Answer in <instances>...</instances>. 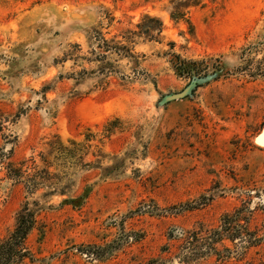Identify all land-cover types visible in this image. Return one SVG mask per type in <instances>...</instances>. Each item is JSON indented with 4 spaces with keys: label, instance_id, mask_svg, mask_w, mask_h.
I'll return each mask as SVG.
<instances>
[{
    "label": "rangeland",
    "instance_id": "rangeland-1",
    "mask_svg": "<svg viewBox=\"0 0 264 264\" xmlns=\"http://www.w3.org/2000/svg\"><path fill=\"white\" fill-rule=\"evenodd\" d=\"M145 13L164 22L160 40L99 60L93 30L117 42ZM173 52L199 74L180 75ZM258 68L264 0L207 1L179 21L166 0H0V149L27 159L20 180L0 160V237L28 201L38 224L25 264H264V238L222 233L189 261L180 246L243 205L264 236Z\"/></svg>",
    "mask_w": 264,
    "mask_h": 264
},
{
    "label": "trees",
    "instance_id": "trees-1",
    "mask_svg": "<svg viewBox=\"0 0 264 264\" xmlns=\"http://www.w3.org/2000/svg\"><path fill=\"white\" fill-rule=\"evenodd\" d=\"M170 9V17L172 20H187L188 14L192 9L203 7L207 1L215 2V0H166ZM164 22L156 15L145 13L141 21L135 24V28L123 31L122 40L114 42L108 40L97 29L93 30L92 39L96 41V48L99 49L100 55L105 62L109 55L116 54L121 57L134 58L133 46L138 38L146 40L159 41L164 31ZM174 47L175 43L170 42ZM174 67L180 75L199 74L200 67L196 62L183 58L180 54L171 53ZM96 57L97 54H96ZM219 62L220 59H217ZM248 67V66H247ZM246 69V68H245ZM249 69V67H248ZM259 73L263 72L262 68H258ZM258 73V74H259ZM0 160L7 169L6 177L9 179L20 180L25 175L22 166L26 160L20 162L21 167L12 164L11 156L13 149L6 150L1 147ZM8 160V161H7ZM35 162L33 158L29 159ZM38 172V171H37ZM37 172L33 175L26 176V183L31 190L37 189L40 182L37 178ZM36 205V203H35ZM252 211L248 206L243 205L236 208L232 212H228L221 218V225L218 229L204 230L192 229L181 234V244L183 248H188V252L182 255V261L196 259L200 255L198 249L206 248L208 251H216L215 243L222 233H228L229 239H239L246 242L249 246L259 245L264 236L260 233V229L252 230L250 228ZM38 224V213L35 208L30 206L26 201L19 209L16 215V222L12 230L5 236L0 237V264H25L27 261L35 260L32 252L29 237ZM222 240V239H221ZM202 247V248H201ZM216 255H219L217 252Z\"/></svg>",
    "mask_w": 264,
    "mask_h": 264
},
{
    "label": "water",
    "instance_id": "water-1",
    "mask_svg": "<svg viewBox=\"0 0 264 264\" xmlns=\"http://www.w3.org/2000/svg\"><path fill=\"white\" fill-rule=\"evenodd\" d=\"M186 94V90L182 91V92H178V93H174L171 94L168 99L169 100H173V99H178V98H182L183 96H185Z\"/></svg>",
    "mask_w": 264,
    "mask_h": 264
}]
</instances>
